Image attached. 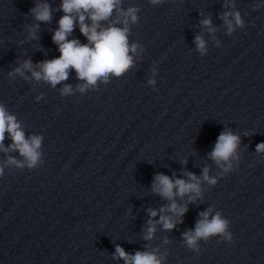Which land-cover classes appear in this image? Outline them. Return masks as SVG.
Returning <instances> with one entry per match:
<instances>
[{
  "label": "clouds",
  "instance_id": "clouds-1",
  "mask_svg": "<svg viewBox=\"0 0 264 264\" xmlns=\"http://www.w3.org/2000/svg\"><path fill=\"white\" fill-rule=\"evenodd\" d=\"M149 2L157 6L165 3L166 0H149ZM122 5L123 0H61L58 10L62 11L63 15L59 18L57 28L53 30L51 37L60 55L35 64L31 59H26L22 63L18 61L19 66L8 74L9 77L19 75L25 80L44 81L55 88L58 84L67 81L70 71H74L76 79L81 83L77 84L75 89L72 85L63 83L60 88L62 97L73 95L74 92L84 94L89 90L98 89L100 83L107 84L113 76L122 77L134 66L135 57L144 51L139 42L129 41L131 25L139 22L141 9L137 6L124 8ZM224 8L226 10L220 18L224 22L227 34L231 35L237 28L243 29L245 22L240 11L236 10L235 0H225ZM262 8L264 2L253 5L254 11ZM52 11L49 3L36 0L34 6L29 9L37 22L27 26L29 39H37L40 23L51 22ZM200 23L209 33H215L216 29L212 26L210 18H204ZM77 27L87 43H82L77 38H69ZM194 42L200 55H206L207 42L203 36L197 35ZM152 71L155 73L156 69L153 68ZM26 72L31 73V76L25 75ZM148 84L155 88V79H149ZM40 98L37 97V101ZM6 133L12 142L8 147L3 143ZM251 134L244 133L245 136ZM42 141L43 137L40 135L26 136L21 122L0 102V151L5 153L15 151L23 158L18 160L9 156L5 163L0 165V177L4 175L5 166H15L20 169L27 167L29 170L42 166ZM240 144V135L231 129L226 128L218 135L208 158L221 169V179L224 175L238 170ZM255 152L264 155V142L256 145ZM183 163H186V160ZM209 172L210 169L205 167L200 177L191 172L184 173L187 179H173L163 173L153 177L152 192L169 203L159 210L151 208L147 210L151 218L159 215V220H148L144 235L146 241L154 238L156 224H161L164 230L171 231L176 228L177 223H183L182 218L188 208L186 204H178L177 198L183 200L187 196L188 203L201 199L202 181L210 186L218 183L217 177L210 176ZM161 213H171V215ZM198 215L195 228L182 233L184 245L189 250L199 254L200 242H207L214 237H218L220 242L233 243L231 221L225 218L221 211H214L209 207ZM157 252L158 249L130 254L117 245L113 259H122L125 264H164L165 255H157Z\"/></svg>",
  "mask_w": 264,
  "mask_h": 264
}]
</instances>
